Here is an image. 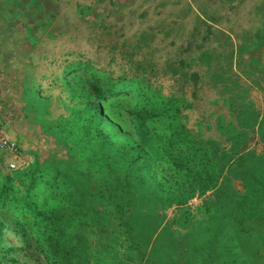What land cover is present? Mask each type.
Here are the masks:
<instances>
[{"label": "rangeland", "instance_id": "rangeland-1", "mask_svg": "<svg viewBox=\"0 0 264 264\" xmlns=\"http://www.w3.org/2000/svg\"><path fill=\"white\" fill-rule=\"evenodd\" d=\"M0 137V264H264V0H0Z\"/></svg>", "mask_w": 264, "mask_h": 264}, {"label": "trees", "instance_id": "trees-1", "mask_svg": "<svg viewBox=\"0 0 264 264\" xmlns=\"http://www.w3.org/2000/svg\"><path fill=\"white\" fill-rule=\"evenodd\" d=\"M175 2H178L177 4L180 3V1H175ZM183 9H185V11L188 13H193L190 5L186 3L185 1L182 3V8L178 9V11L181 12L183 11ZM90 10L92 9L90 8ZM90 10L88 14H90ZM82 18H81V21L84 20ZM192 18L195 24L202 25L205 29H207V31L209 30L205 22H203L198 16L193 14ZM139 39H141V37H139ZM184 44H187V43H184ZM202 50L204 51L198 52L199 54L197 53V57L188 58L187 56H184L183 60H178V70L176 71V73L177 75H179V77L176 78L175 76H173L175 78H172L173 82L174 83L176 82V85H177L176 89L183 88L182 79H185L187 71L191 70V66H196L197 62L200 61L199 65L201 66L202 75H203V79L200 80V84L202 83L203 86H207V87H211V86L215 87L214 86L215 83L220 84V81L223 82L225 80L224 84H220L218 86L220 88V91L224 92L225 95L230 99L231 109H234L237 106L238 107H249L250 102L248 98H246V96H248L247 92L251 88V86H249V84H246V82L243 80L244 78L243 75L236 74L232 70V67H231V63L233 62L232 61V58H233L232 48L229 47L226 53L224 52L223 53H219V52L218 53L217 52L207 53L205 49H202ZM185 53H187V51ZM235 58L237 59V54L235 55ZM141 70L143 69L141 68ZM146 72L147 71L145 70V73ZM148 73L150 72L148 71ZM145 83H149V82L145 80ZM86 84H87L89 94L93 97L95 101L110 99L114 97V94L112 93L104 96V93L102 92L101 87L98 85V82L93 81V82L86 83ZM241 88H246L247 91L245 93H242V90H240ZM98 110H99L98 112L100 113V109ZM246 114L248 113H245V117L247 118L248 116ZM237 119L239 123L243 124L242 115H239ZM210 149L212 152H216L218 150L216 148V145L211 144V143H210ZM221 150L226 152V151H229V148H227V145L221 144ZM250 178H253V176H250ZM246 213L249 215L248 210L246 211ZM134 250L135 251L138 250L136 246H134Z\"/></svg>", "mask_w": 264, "mask_h": 264}, {"label": "built area", "instance_id": "built-area-1", "mask_svg": "<svg viewBox=\"0 0 264 264\" xmlns=\"http://www.w3.org/2000/svg\"><path fill=\"white\" fill-rule=\"evenodd\" d=\"M0 149L6 150L11 155H13L15 158L20 157V152L18 150L17 144L12 140H7L5 138L0 137ZM12 168L13 166L10 165Z\"/></svg>", "mask_w": 264, "mask_h": 264}]
</instances>
